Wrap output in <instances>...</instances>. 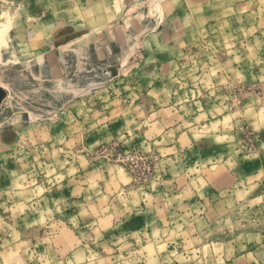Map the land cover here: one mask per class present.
I'll use <instances>...</instances> for the list:
<instances>
[{
	"label": "rangeland",
	"instance_id": "obj_1",
	"mask_svg": "<svg viewBox=\"0 0 264 264\" xmlns=\"http://www.w3.org/2000/svg\"><path fill=\"white\" fill-rule=\"evenodd\" d=\"M0 264H264V0H0Z\"/></svg>",
	"mask_w": 264,
	"mask_h": 264
},
{
	"label": "built area",
	"instance_id": "obj_2",
	"mask_svg": "<svg viewBox=\"0 0 264 264\" xmlns=\"http://www.w3.org/2000/svg\"><path fill=\"white\" fill-rule=\"evenodd\" d=\"M148 158L145 160L143 156L140 155H118L116 162L126 166L133 177L135 178L134 182H147L151 176V168L149 167ZM148 165H147V164Z\"/></svg>",
	"mask_w": 264,
	"mask_h": 264
},
{
	"label": "crops",
	"instance_id": "obj_3",
	"mask_svg": "<svg viewBox=\"0 0 264 264\" xmlns=\"http://www.w3.org/2000/svg\"><path fill=\"white\" fill-rule=\"evenodd\" d=\"M129 181H130V179H129ZM117 222H118L117 220L114 221V222H113V225L111 226L110 229H113V228L115 229V228H117V226H118Z\"/></svg>",
	"mask_w": 264,
	"mask_h": 264
}]
</instances>
